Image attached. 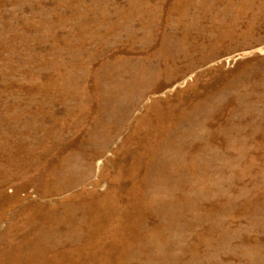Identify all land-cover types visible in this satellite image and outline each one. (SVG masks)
<instances>
[{"label": "rangeland", "instance_id": "374dc122", "mask_svg": "<svg viewBox=\"0 0 264 264\" xmlns=\"http://www.w3.org/2000/svg\"><path fill=\"white\" fill-rule=\"evenodd\" d=\"M0 264H264V0H0Z\"/></svg>", "mask_w": 264, "mask_h": 264}]
</instances>
